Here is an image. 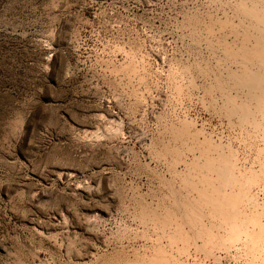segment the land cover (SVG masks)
<instances>
[{
  "label": "rangeland",
  "instance_id": "obj_1",
  "mask_svg": "<svg viewBox=\"0 0 264 264\" xmlns=\"http://www.w3.org/2000/svg\"><path fill=\"white\" fill-rule=\"evenodd\" d=\"M0 264H264V0H0Z\"/></svg>",
  "mask_w": 264,
  "mask_h": 264
},
{
  "label": "bare ground",
  "instance_id": "obj_2",
  "mask_svg": "<svg viewBox=\"0 0 264 264\" xmlns=\"http://www.w3.org/2000/svg\"><path fill=\"white\" fill-rule=\"evenodd\" d=\"M259 18H262V17H259ZM228 183V182H227Z\"/></svg>",
  "mask_w": 264,
  "mask_h": 264
}]
</instances>
